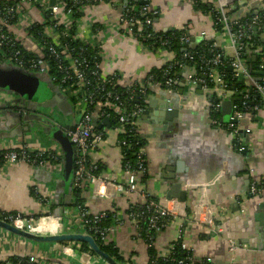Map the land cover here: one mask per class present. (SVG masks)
Returning a JSON list of instances; mask_svg holds the SVG:
<instances>
[{"label": "crops", "instance_id": "obj_1", "mask_svg": "<svg viewBox=\"0 0 264 264\" xmlns=\"http://www.w3.org/2000/svg\"><path fill=\"white\" fill-rule=\"evenodd\" d=\"M16 1L22 14L19 25L41 20L36 5H24ZM130 1L138 3L139 0ZM202 2L205 3V0ZM211 2L215 8V1ZM263 2L235 0L227 9H237L233 17L242 19L260 11ZM123 7L124 0H113L111 3L82 8L75 23V33L82 39L95 37L94 40L102 45L101 73L105 76L120 75L121 86L124 87L145 79L152 71L161 70L176 56L172 52L144 51L136 39L121 32L119 19ZM148 7L159 11L155 20L157 30L186 29L191 41L196 43L208 40L221 45L226 38L223 33L214 31L210 14L195 10L190 0H148ZM11 30L17 35L21 34L18 26ZM110 37H113V41H109ZM262 39L264 25L257 47V50L264 51ZM184 74L180 75L179 83L171 90L176 97H172L160 85L149 89L144 105L148 107L155 103L153 114L161 101L169 98L182 109L170 130H164L161 124L151 123L152 117L137 124V133L144 140L143 153L148 173L144 184L139 183L137 175L139 188L161 201L163 207L172 208L177 203L174 207L177 206L181 219L186 221L183 241L194 260L207 258L210 264H264V236L262 226L256 220L257 213L264 212V191L255 197L248 194L250 181H264V112L257 113L254 119L245 116L238 122V138L245 149L237 152L232 144L231 132L214 127L211 123L210 106L214 91H189ZM238 82L243 84L244 89L239 91L236 98L251 86V82L241 76ZM228 97L231 98V94ZM183 100L181 105L179 102ZM16 102L13 95L8 97L5 92H0V151L11 150L19 145L40 150L60 148L45 133L47 123L32 121L29 132H26V128L20 130L18 122L5 116L2 107H12ZM26 105L28 110L35 111V107L31 109L28 103ZM45 113L47 121L61 126L63 131L68 127L71 112L65 115L58 108H50ZM119 129L118 126L110 125L99 130L104 133V137L97 148L89 152L88 158L92 163H99L102 171L97 178L82 182V207L91 215L114 212L121 223L115 225L105 243L117 248L130 264H147L149 246L138 237V229L126 213L130 207L142 204L144 199L139 193L118 190L126 186L118 146ZM61 170V165L56 163L45 169H35L27 164L8 165L0 172V211L20 213L26 217H54V211L62 208L61 218L54 217L55 222H50V230H54L57 223L59 234L83 233L79 226V212L71 206V186L64 189L61 184ZM173 176L176 177L175 182L181 185L178 191L185 193L184 202L175 197L167 199L165 181ZM31 192L40 196L43 203ZM54 199H58V205L52 207L50 203ZM200 201L213 208L216 227L213 228L215 231L219 229L221 233L213 232L193 220L194 206ZM259 206L263 208L259 209ZM241 208L245 211L244 215L239 212ZM174 224L155 235L153 247L157 257L166 256L176 241L178 228ZM230 239L242 247L230 252ZM30 257L35 259L36 264H106L98 256L82 253L76 243H34L0 229V261L6 262L9 258L26 260Z\"/></svg>", "mask_w": 264, "mask_h": 264}, {"label": "built area", "instance_id": "obj_2", "mask_svg": "<svg viewBox=\"0 0 264 264\" xmlns=\"http://www.w3.org/2000/svg\"><path fill=\"white\" fill-rule=\"evenodd\" d=\"M8 1V0H3ZM24 5H36L39 10L41 20L39 22L27 21L23 26L21 22V11L18 4H3L0 6V67H11L21 69L27 73L36 75L59 89L60 95L64 96L70 106L71 115L68 119V127H73V131L68 128L64 134L71 143L74 150L73 174L71 179L72 188H81L82 182L86 179L93 180L97 178L92 172L97 169L96 163H92L88 154L97 148L104 137V133L99 131L94 125V120L100 124L103 120H108L111 124L116 123L120 129L119 135L133 136L137 133V124L142 117L145 102L149 94V89L154 85H160L154 81V75L149 74L143 80H138L129 86H121L122 78L118 74L105 76L101 73V44L94 39L79 38L75 31V23L78 19L74 17L73 7L77 11L84 7H91L101 3H111L113 0H71L72 6L67 7L65 3L55 2L54 6H49V0H18ZM192 2V0H190ZM201 1L202 0H194ZM217 8L216 23L219 26L217 31L225 35V40L221 45L212 43L209 46V58L204 54H198L190 50L191 38L189 35H183L180 38V45L183 52L178 58L168 62L161 70V79L163 80V89L171 92L172 87L176 86L180 80L175 75V71L185 72V83L189 91L199 89L204 92L211 91L208 84H213L214 93L211 99L210 117L214 127L226 129L231 132L233 138H237L234 149L242 152L245 148L238 138V122L245 117L244 112L238 105L231 106V116L227 124L222 123L221 117L214 118L213 115H221V104L225 100H231L228 97L227 84L224 80V73L218 69L225 64L233 72V77H243L251 82V87L258 93L261 99V106H256L253 110L256 114L264 112V77L258 82V73L264 71V51L254 50L252 56L257 62L254 71H250L247 59L244 58L243 47L244 40L250 37L255 31H260L264 25V12H256L247 19H235L227 15L230 11L228 6L233 5L235 0H214ZM205 3L211 4V0H205ZM193 5V3H192ZM123 7L122 15L119 19V30L126 35L136 39L144 51L161 53L167 52V42L160 38V45L153 51L152 45H142L140 39H155L160 30L155 28V18L159 11L149 8L148 5H141L131 14ZM260 11H264V2ZM15 19V20H14ZM13 21V22H12ZM34 25L40 26L38 37L29 34V29ZM20 27V35L11 30L12 27ZM151 27L152 31L144 35L143 31ZM113 41V37L109 38ZM32 45V46H31ZM95 50V55L88 52ZM217 50V51H216ZM225 61H222V58ZM6 93V92H5ZM8 97L12 94L6 93ZM143 98V105L138 101ZM242 107H246V101L252 99L250 95L243 94ZM212 114V116H211ZM62 128V127H61ZM135 133V134H134ZM125 145V141H118V146ZM143 153V150H142ZM141 154V153H140ZM144 154V153H143ZM0 172L8 165L27 164L35 169H45L50 164L58 163L62 167V152L57 149H32L27 145H19L14 149L5 150L0 155ZM144 161L138 164L140 174L147 172ZM138 172L129 168L122 167V174L126 177L125 188L119 187L118 190H124L127 193H139L144 199L142 204L134 206H144L138 209L136 213L128 215L134 226L137 228L139 217L144 219L148 230L165 229L168 225L174 224L178 228L176 242H180V248L190 251L183 241V232L186 221L181 219L177 209V203L172 208L163 207L161 201L152 200L145 190L139 188L137 183ZM264 191V181H250L248 194L255 197ZM79 212V226L84 234L87 231L105 242L107 235L114 229L115 225L121 222L114 213L113 224L108 228L100 227V222L107 218L106 212L91 215L82 206L76 208ZM241 215L245 214L243 208L239 210ZM212 207L200 201L194 206L193 220L215 231L213 227ZM169 218L167 223H160V219ZM0 221L5 222L12 227L39 235L59 234L57 233V223L54 230H50V222L55 218L52 216L26 217L20 213L1 212ZM216 228V227H215ZM87 230V231H86ZM74 243V242H73ZM78 244V243H76ZM229 251L232 252L242 245L228 240ZM79 246V245H78ZM165 257V256H164ZM190 263H194L193 257L188 258ZM210 264L209 259H203ZM6 264H11L6 261ZM29 264H36L35 259L30 257Z\"/></svg>", "mask_w": 264, "mask_h": 264}, {"label": "trees", "instance_id": "obj_3", "mask_svg": "<svg viewBox=\"0 0 264 264\" xmlns=\"http://www.w3.org/2000/svg\"><path fill=\"white\" fill-rule=\"evenodd\" d=\"M63 3L66 4L67 7H71L73 2H71V0H61ZM125 2V0H124ZM127 5H126V10H130L129 12L131 14H134L136 9L139 8L141 5H139L138 3H135L133 1L127 0ZM8 4V5H13L14 3H18L16 0H8V1H3L0 0V6L3 4ZM193 3V7L195 10L201 11L202 13H207L210 14L211 19L213 21V28H215L217 31L219 30V26L216 23V19H217V11L216 9L213 7V3L208 4V3H203L201 1H194L192 0ZM75 13H74V17L76 19L79 18L80 13L77 11V7H73ZM237 9H233L228 11L227 15L230 17H233L234 13H236ZM264 11H258L259 14L263 13ZM248 17L246 16V18H242V19H247ZM157 19V17L155 18V20ZM15 20V19H14ZM13 22V21H12ZM40 31V26L39 25H34L31 29H29V34H31L32 36L38 37L37 33ZM152 28L151 27H147L146 29H144L143 33L144 35H146L148 32H151ZM261 31V30H260ZM260 31H253L250 34V37L247 40H244V47H243V53H244V58L245 59H250V55L251 53L257 49V47H259L260 43H259V35H260ZM72 34L75 33L74 29L71 31ZM183 35H189L188 31L186 29H182V30H176V29H169L166 31H159L157 33V37L155 39H140L139 42H141L142 45H152L154 42V46H153V51H155V49H157L160 45V39L162 41H166L167 42V46H166V50L167 52H172L176 58L179 57V55L183 52V47H181L180 45V38ZM158 38H160L158 40ZM212 43L208 40H202L200 42H192L190 44V50L197 52L198 54H204L206 57L209 58V46H211ZM217 51V50H216ZM88 52L91 55H95L96 51L95 50H90L88 48ZM246 60V61H247ZM222 61H225V58H222ZM249 66L250 71H254V69L256 68L257 62L253 61V62H249L247 63ZM219 71L224 73V80L226 81L227 84V91L229 94H231V99L234 100V104L238 105V107L241 108V111L244 112V115L246 117H249L250 119H254L255 115H256V111L253 110L254 107L256 106H261V99L258 96V93L254 90L253 87L249 86L247 88V91H245L244 94L250 95L252 97V99L246 101V107L243 108L242 107V103H243V99L241 98L242 95L238 96V98H236L237 94L239 93L240 90H243V84L238 82V77L234 78L233 77V72L227 67V65L225 64L222 68L218 69ZM151 74L154 75V81L161 84V88H163V80L161 79V72L160 70H155L152 71ZM182 73L180 71H175V75L177 76L178 80H180V75ZM176 86H173L172 89H174ZM208 88L212 89V91H214V86L213 84H208ZM144 101L143 98L140 99L138 101L139 105H143ZM212 116V114H211ZM214 118H219L220 114L216 113L215 115H213ZM112 126H115L116 123H112ZM135 134V133H134ZM239 137V134H238ZM119 140L121 141H125V145H122L120 147V153H121V166H129V168L135 172H138V164L139 162L142 160L144 161V165L147 168V164H146V159H145V155L142 153V150L144 148V140H142V138L138 135V133H136L133 136H127V135H120L118 137ZM237 142V138H233L232 140V144L233 147ZM4 151H0V155L3 153ZM141 153V154H140ZM0 163H1V159H0ZM59 164V162L57 163ZM97 165V169L95 171L92 172V175L98 177L102 171L101 165L99 163H96ZM139 174V183L140 184H144L146 182V179L148 177V173H142ZM72 183V182H70ZM71 186V185H70ZM143 190V189H142ZM31 195H33L40 203H43V199L38 196L37 194H35L34 192H31ZM71 195L73 197V202H72V207L73 208H78L82 206L83 200L81 199V188H72L71 187ZM152 200L157 201L156 198L154 197H150ZM144 206H132L128 209V211L126 212L128 215H131L132 213H136V211H138V209L142 210L141 208H143ZM107 214V218L105 220H102L100 222V227H104V228H108L110 227L113 223V218H114V212H106ZM169 220V218L164 217L160 219V223H167ZM137 229H138V237H140L141 239H143L145 241V243L148 244L149 246V250H148V262L147 264H192L189 262L188 258L192 257L191 255V251H185L182 250L180 248V242H176L173 243L171 245V248L168 252V254L165 257H157V254L154 250L153 247V242H154V237L155 235L160 232L163 231L164 229H160L159 231L157 230H148L147 229V225L144 221V219H142L141 217H139V219L137 220ZM87 231V230H86ZM87 235H90L96 242L97 246L99 247V249L105 253L106 255H108L110 258H112L115 262L119 263V264H130L129 261L125 260L124 257H122V255L118 252V249L115 248L111 243H105L103 242L100 238L94 236L91 232L87 231ZM71 242H63L61 244L65 245V244H69ZM79 245V250L82 253H87L89 255L92 256H96L91 249L87 246V244L85 243H78ZM8 262H10L11 264H29L28 263V259H17V258H9L7 260ZM195 262L193 264H209L207 262H204L203 259L202 260H194ZM7 262L4 261H0V264H6Z\"/></svg>", "mask_w": 264, "mask_h": 264}, {"label": "water", "instance_id": "obj_4", "mask_svg": "<svg viewBox=\"0 0 264 264\" xmlns=\"http://www.w3.org/2000/svg\"><path fill=\"white\" fill-rule=\"evenodd\" d=\"M55 1L49 0V6H54ZM139 5H148V0H139ZM127 5V2H124V6ZM217 8V5L215 6ZM255 14V13H254ZM261 43L264 45V39L261 40ZM252 61H255V57L251 59ZM250 60H247V63H249ZM258 78L256 79L258 82L261 80V77H264V71L261 73H258ZM47 84H50L48 81H44L42 78L33 75L31 73H27L26 71H23L21 69H15L11 67H0V92H6L10 93L15 96H19L20 99L27 100L28 104H31L33 107L37 104L36 101L33 100V98H36V100H41L39 97L45 94H49L48 92V86ZM179 94H182L181 91H179ZM50 95V94H49ZM170 95L172 97H176V94L174 91L170 92ZM234 100H225L221 104V121L224 124H227L229 121V117L231 116V106ZM183 101H180L179 103L183 105ZM43 108H58L61 110V112L65 115L70 114V106L66 102V99L64 96L57 93L50 102L41 104ZM156 104H150L148 107H144V111L142 114L141 119L139 120V123L145 122L146 118L152 117L151 123L154 125L161 124L163 126V129L170 130V127L172 125H175L176 118H179V110L182 108H179L177 104L172 103L170 101V98L166 101H161V104L158 106V109L156 113L153 114V107ZM65 107V109H64ZM156 107V106H155ZM152 113V114H151ZM46 117V118H45ZM47 116H43V120L41 119L40 123H47L48 126L46 127L45 133L48 135L51 141L55 142L58 147H60L62 152V170H61V184L64 187V189H68V187L71 185V179L73 174V163H74V150L67 139V137L64 134L63 129L61 126L56 125L54 122L47 121ZM49 122V123H48ZM94 125L97 129H101L103 127L109 128L111 123L108 120H103L100 124H97L94 120ZM27 126V125H26ZM29 126L26 127V132H29L28 130ZM70 131H73V127H67ZM25 132V133H26ZM176 177H169L167 178V181H165L166 186V193H167V199H171L173 197L177 198L179 201L184 202L185 201V193L183 191H178L181 188V185L179 183L175 182ZM58 200V199H57ZM54 199L50 203V206H57L58 201ZM66 205L68 204L65 203ZM263 206H259V209H262ZM261 213V214H260ZM258 212L256 216V220H259V224L262 226V234L264 236V212ZM62 216V208H58L54 211V217L55 218H61ZM0 229H3L13 235H16L20 238H23L25 240H28L30 242L34 243H63V242H74V243H85L87 246L91 249V251L98 256L100 259H102L106 264H119L115 262L112 258H110L108 255L103 253L99 247L97 246L95 240L87 234L84 233H68V234H34V233H28L25 231L18 230L11 225L0 221Z\"/></svg>", "mask_w": 264, "mask_h": 264}, {"label": "flooded vegetation", "instance_id": "obj_5", "mask_svg": "<svg viewBox=\"0 0 264 264\" xmlns=\"http://www.w3.org/2000/svg\"><path fill=\"white\" fill-rule=\"evenodd\" d=\"M45 81V79H44ZM47 88H48V92L49 94H45L40 96L39 98L41 100H36V98H33L34 101H36V105L35 107V111L34 110H28L27 109V100H23L21 99L22 102L19 103V96H15L16 98V105L6 108V107H2V110L5 111V116H9L11 117V119L14 122H18V126L20 130L25 129L27 126H29V124L34 121H40L41 119H43V116H46L47 114L45 112H47L50 108H43L41 104L44 103H48L52 100V98L59 93V89L57 86L52 85V84H47ZM60 94V93H59ZM26 104H24V102ZM32 107L31 104H28ZM29 121V122H27ZM38 124V123H36ZM27 125V126H26Z\"/></svg>", "mask_w": 264, "mask_h": 264}, {"label": "bare ground", "instance_id": "obj_6", "mask_svg": "<svg viewBox=\"0 0 264 264\" xmlns=\"http://www.w3.org/2000/svg\"><path fill=\"white\" fill-rule=\"evenodd\" d=\"M53 228H54V226H53Z\"/></svg>", "mask_w": 264, "mask_h": 264}]
</instances>
